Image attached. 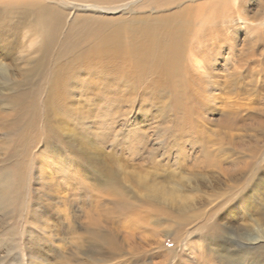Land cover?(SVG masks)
I'll list each match as a JSON object with an SVG mask.
<instances>
[{"label": "rangeland", "instance_id": "rangeland-1", "mask_svg": "<svg viewBox=\"0 0 264 264\" xmlns=\"http://www.w3.org/2000/svg\"><path fill=\"white\" fill-rule=\"evenodd\" d=\"M260 2L229 0L215 14L222 33L192 42L203 57L188 53L178 100L93 110L86 99L99 89L74 88L66 106L83 120L68 112L46 127L29 105L69 61L73 23L155 16L160 5L0 0V264H86L95 227L130 258L109 264H264Z\"/></svg>", "mask_w": 264, "mask_h": 264}, {"label": "bare ground", "instance_id": "bare-ground-1", "mask_svg": "<svg viewBox=\"0 0 264 264\" xmlns=\"http://www.w3.org/2000/svg\"><path fill=\"white\" fill-rule=\"evenodd\" d=\"M209 1L154 0L160 5V12L155 16L142 9L138 16L131 14L112 20L91 18L81 20L80 24L73 23L74 46L68 49L69 61L49 77L42 104L37 105L40 104L37 100L31 102L29 107H34L32 116L38 120L43 114L46 127L50 124V117L68 112L82 121L84 116L77 111V104L73 108L66 106L73 98L74 88L81 92L89 87L99 89L97 94L86 99V104L92 109L132 102L135 96L140 101L147 99L152 103H159L165 96L176 99L177 90L173 89L180 90L186 85L182 70L187 67L185 59L188 53L203 57L202 48L197 44L192 46V42L222 33L221 30H212V27L215 20L220 21L216 13H228L229 0ZM260 1L261 12L264 13V0ZM231 20H224V23L235 21ZM87 77L94 79L87 82ZM29 121L27 128L32 124V120ZM25 146L26 143L18 142L16 154L24 152ZM25 176L28 178L29 173L26 172ZM15 197H19L18 188H14ZM88 234L85 259L89 262L86 264L130 261L111 236L100 233V227L90 229Z\"/></svg>", "mask_w": 264, "mask_h": 264}]
</instances>
